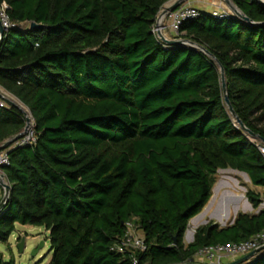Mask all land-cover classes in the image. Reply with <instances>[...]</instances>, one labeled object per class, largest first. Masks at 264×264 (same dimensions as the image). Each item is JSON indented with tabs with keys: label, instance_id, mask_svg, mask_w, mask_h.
<instances>
[{
	"label": "trees",
	"instance_id": "16d2710c",
	"mask_svg": "<svg viewBox=\"0 0 264 264\" xmlns=\"http://www.w3.org/2000/svg\"><path fill=\"white\" fill-rule=\"evenodd\" d=\"M172 0H0L11 21L0 87L35 120L36 143L5 150L11 186L0 213V244L16 226L50 234L49 264H182L206 247L240 244L264 232V154L225 104L220 68L191 46L153 33ZM254 23L264 5L232 0ZM43 29L32 31L31 24ZM224 67L228 95L245 126L264 140V26L204 12L179 36ZM0 145L22 134L24 114L0 96ZM248 176L255 214L233 224L190 222L212 198L216 176ZM133 223L147 251L121 254L115 243ZM0 264L7 263L0 253ZM250 264H264V252Z\"/></svg>",
	"mask_w": 264,
	"mask_h": 264
},
{
	"label": "rangeland",
	"instance_id": "374dc122",
	"mask_svg": "<svg viewBox=\"0 0 264 264\" xmlns=\"http://www.w3.org/2000/svg\"><path fill=\"white\" fill-rule=\"evenodd\" d=\"M229 1L232 2V0ZM170 3L171 2L167 3L163 9L169 7ZM182 5L202 7L203 11L209 14H212L215 9H219L220 11H224L226 14H232L236 17L225 0H188ZM168 22L169 21L167 19L165 24L168 25ZM163 37L168 40L175 39L174 33L168 29ZM0 95L5 101L19 106L23 112L31 118L30 111L16 97L9 94L2 88H0ZM251 140L260 145L259 140L253 138H251ZM1 146L2 145H0V147ZM0 174L2 175L1 180L8 184L7 178L3 172H0ZM0 190L1 195H3L5 190L2 185H0ZM248 190H253L257 193L262 192L261 189L255 188L251 185L248 176L245 174L233 170L220 171L216 176V184L213 188V200H210L202 213L207 210L210 203H215V207L212 209L214 212H219L220 210L222 212V209L223 213H225L226 210L230 212L228 219L222 224H219L221 227L231 225L239 213L255 214L257 213V210H254L251 205V208L246 205V203L250 204L246 198ZM263 207L264 205L261 206V208ZM192 222L189 224L190 231L194 230L192 229ZM23 239L25 244L24 250L21 252L18 245ZM189 240H191L189 239V235L184 238L186 245L190 244ZM35 251H37V254L33 255ZM0 253L3 254L4 260L7 263L13 261L15 264H49L53 254L51 251L50 234L43 227L17 225L16 231L10 237L8 244H0ZM230 262H232V259H226L224 261L226 264Z\"/></svg>",
	"mask_w": 264,
	"mask_h": 264
},
{
	"label": "built area",
	"instance_id": "2783aa9c",
	"mask_svg": "<svg viewBox=\"0 0 264 264\" xmlns=\"http://www.w3.org/2000/svg\"><path fill=\"white\" fill-rule=\"evenodd\" d=\"M10 11L11 7L7 2L0 4V25L5 30L6 34L17 28H25L30 26L29 24L18 25L13 23L9 15ZM202 13L203 11L199 8L182 5L176 11L168 13L162 23H160L159 19L153 27V33L161 42H163L162 37L167 32V29L174 33L175 37H177L179 36L180 27L185 21L198 19ZM211 15L216 19H224L229 16H233L232 14H226L224 11H220L219 9H215ZM167 19L169 21L168 25L165 24ZM175 39L177 40V38ZM0 106H3L2 102H0ZM34 128L35 120L31 116L28 130L24 131L22 136L14 142L15 146L35 144L36 137ZM260 150L264 154V147H260ZM8 166H10L8 152L5 149H0V172H3V168ZM127 227L126 234L115 243L113 250L121 254H125L127 252H131L133 254L146 252L147 245L143 233L139 231L133 223H129ZM188 229H190V226ZM263 247L264 232L240 244H226L206 247L196 255L194 260L186 263L194 262L197 264H226L224 263L226 259H232V262H234ZM134 264H138L137 259L134 260Z\"/></svg>",
	"mask_w": 264,
	"mask_h": 264
},
{
	"label": "water",
	"instance_id": "95a60500",
	"mask_svg": "<svg viewBox=\"0 0 264 264\" xmlns=\"http://www.w3.org/2000/svg\"><path fill=\"white\" fill-rule=\"evenodd\" d=\"M188 0H172L169 7L163 9V11H161L156 19V22H158V20L163 16V15H167L170 12H174L176 11L178 8H180V6L186 2ZM227 2V4L229 5L230 9L233 11V13L236 15L237 18H239L241 21L246 22L252 26H264V23L261 24H257L254 23L251 19H249L242 11H240L238 9V7L233 3V1H229V0H225ZM258 1L260 4L264 5V1L263 0H256ZM43 29L42 25H38L36 23H32L31 24V30L32 31H37V30H41ZM5 30L1 27L0 25V51L2 49V45L4 42V38H5ZM163 42L168 45V46H191L194 48L199 49L201 52H203L204 54H206L208 57H210L211 59H213L217 65L220 68V73H221V79H222V88H223V93H224V100H225V104L228 107V110L232 116V118L235 120V122L237 123V125L240 127V129L242 131H244L245 133H247L251 138L253 139H259L262 143H264V140L261 139L258 135L254 134L252 131H250L245 124L241 121V119L238 117L237 113L235 112L233 105L230 101L229 95H228V86H227V81H226V75H225V70L224 67L217 61V59L215 58V56H213L209 51H207L205 48L195 45L194 43L188 41V40H183V39H173V40H168L164 37H162ZM11 104V103H10ZM14 107H16L18 110H20L26 119V127L24 131H27L29 126H30V118L23 112V110L15 105V104H11ZM22 136V134H20L19 136L15 137L13 140L7 141L4 145H2L0 147V149H6L9 145H11L13 142H15L16 140H18L20 137ZM0 185H2L4 187L5 190V194H4V198L2 203L0 204V213H2V211L4 210V208L7 206L9 199H10V194H11V186L8 183H4L1 178H0ZM213 200V196L211 198ZM211 204V203H210ZM233 224V223H232ZM194 237L192 239L191 242H193ZM24 244L25 241L24 239L22 240V242L18 245V248L20 249L21 252H23L24 250ZM264 252V247L261 249H258L252 253H250L249 255H246L245 257L234 261L232 263H227V264H250L253 260H256L262 253ZM37 251H35L33 253V255H36ZM182 264H197V263H182Z\"/></svg>",
	"mask_w": 264,
	"mask_h": 264
},
{
	"label": "crops",
	"instance_id": "0c3cea01",
	"mask_svg": "<svg viewBox=\"0 0 264 264\" xmlns=\"http://www.w3.org/2000/svg\"><path fill=\"white\" fill-rule=\"evenodd\" d=\"M191 4V3H190ZM194 7H196V8H199L200 10H202L203 11V9H202V7H197V6H194ZM205 12V11H204ZM1 88V87H0ZM3 89V88H2ZM4 90V89H3ZM10 94V93H9ZM1 96V95H0ZM4 194L5 193H3V195H1V190H0V204L2 203V201H3V198H4ZM251 205V204H250ZM215 207V203H211L210 205H209V207L207 208V210L204 212V213H202V214H200L199 216H197L196 218H194L192 221H194V220H198L196 223H195V225H193L192 226V229H194L195 231L199 228V227H201V226H204V225H207V224H209L210 222H214V224H222L225 220H227L228 219V217H229V215H227L226 217H223L224 216V214L225 213H223V211L221 212V210L219 211V212H214V211H212V209ZM258 212V211H257ZM191 221V222H192ZM192 225V224H191ZM190 226V225H189ZM194 234H195V232H193ZM188 234H189V229L187 230V232H186V235H185V238H186V236H188ZM194 234H193V236H194ZM189 239H190V237H189ZM190 241V243H191V241L192 240H189ZM230 263H232V262H230Z\"/></svg>",
	"mask_w": 264,
	"mask_h": 264
},
{
	"label": "bare ground",
	"instance_id": "6f19581e",
	"mask_svg": "<svg viewBox=\"0 0 264 264\" xmlns=\"http://www.w3.org/2000/svg\"><path fill=\"white\" fill-rule=\"evenodd\" d=\"M165 16H166V15H163V16L160 18V23H162V22L164 21ZM236 124H237V123H236ZM0 178H2V175H1V174H0ZM246 205L249 206V207L251 208L250 204L246 203ZM222 211H223V209H222ZM229 213H230V212H228V211L226 210V211H225V214H224L223 217H226L227 215H229ZM196 221H197V220H194V221L192 222V224L195 225V222H196ZM193 232H195V230H191V231L189 230V234H188V235H189V237H190L191 240H192L193 237H194V236H193V234H194Z\"/></svg>",
	"mask_w": 264,
	"mask_h": 264
}]
</instances>
